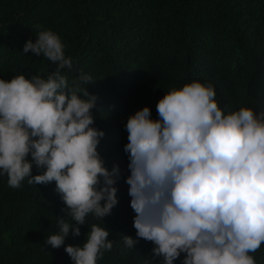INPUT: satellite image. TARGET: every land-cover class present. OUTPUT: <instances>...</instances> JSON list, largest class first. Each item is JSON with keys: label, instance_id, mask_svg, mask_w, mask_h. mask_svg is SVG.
<instances>
[{"label": "clouds", "instance_id": "9594fccd", "mask_svg": "<svg viewBox=\"0 0 264 264\" xmlns=\"http://www.w3.org/2000/svg\"><path fill=\"white\" fill-rule=\"evenodd\" d=\"M64 47L56 33L40 30L22 53L43 55L55 70L46 79H0V176L13 188L25 179L54 181L64 217L75 225L58 217L59 230L45 243L63 246L72 264H97L113 248L105 227L92 224L80 246L65 239L70 231L80 236L89 215L111 214L120 173L97 151L104 136L92 127L97 97L82 87L91 77L81 73L70 85L62 74L73 68ZM215 95L211 83L194 80L157 101L158 119L145 106L125 124L137 239L122 235L123 242L130 249L139 239L151 242L159 264H174L182 253V264H256L250 253L264 244V111L226 114ZM33 166L43 171L33 175Z\"/></svg>", "mask_w": 264, "mask_h": 264}, {"label": "trees", "instance_id": "16d2710c", "mask_svg": "<svg viewBox=\"0 0 264 264\" xmlns=\"http://www.w3.org/2000/svg\"><path fill=\"white\" fill-rule=\"evenodd\" d=\"M40 30L53 31L64 44L73 61L72 69L62 70L70 85L81 73L91 77L82 87L97 97L92 127L104 133L97 151L109 171L118 166L120 173L111 214L103 220L89 215L78 225L80 236L70 231L65 245H82L96 224L113 242L97 264H159L151 242L139 239L131 249L123 242L122 235L137 239L125 124L145 106L158 119L157 101L194 80L214 86L226 114L241 107L264 111V0H0V79H46L55 70L43 55L22 53ZM42 171L32 168L33 175ZM7 179L0 176V264H72L63 246L45 243L65 215L55 182L25 179L13 188ZM250 255L264 264V244Z\"/></svg>", "mask_w": 264, "mask_h": 264}]
</instances>
